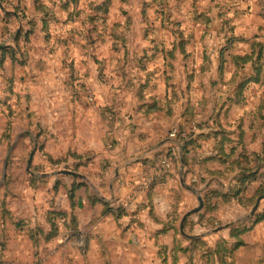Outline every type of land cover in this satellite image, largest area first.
<instances>
[{
	"label": "rangeland",
	"instance_id": "1",
	"mask_svg": "<svg viewBox=\"0 0 264 264\" xmlns=\"http://www.w3.org/2000/svg\"><path fill=\"white\" fill-rule=\"evenodd\" d=\"M6 1L7 8L0 6V43L12 45L23 31L22 48L28 51L27 58L33 65L15 73L14 85L18 83V89L14 90L20 93L22 104L26 106L31 103L28 92L35 88L37 97L31 103L35 122L46 126L51 134L55 113L59 118L65 116L63 105L57 101H70L68 93L74 91L88 92L73 93L77 102L70 101L71 112L78 120L76 117H80L81 110L77 103L86 95L94 99L90 90L100 89L104 104L109 106L104 111V120L109 124L116 120L120 123L122 118L133 120L134 114L143 129L154 130L155 137L164 139L173 138L172 130L179 128L186 140L195 141L189 146L193 152L188 153V168L196 171L200 162L203 167L198 173L200 177L189 181L199 194L195 191L193 198L185 203L183 215L199 206L197 197L204 198L210 190H218L220 197L214 206L212 201L210 212L204 215L203 207L192 215L185 231L203 239L208 247L228 253L226 258L218 255L207 261L202 257L206 247L201 248L196 243L189 245L187 237L180 233L179 221V237L185 246L195 248L191 255L182 257V264H264V221H256L264 212V167L254 174L253 181L242 182L241 179L243 167L254 169L264 163V55L260 60L257 58L256 64L248 62L242 69L239 81L257 74L260 82H251L244 88L241 96L245 103L239 105L236 103L240 100L237 97L239 81H232L230 65L233 53L250 52L258 42L263 43L264 50V0H38L36 6H44L49 12L47 19L51 20V28L46 30L42 28V15L36 10L35 0ZM15 9L19 11L18 19L7 17L9 13L15 14ZM25 14L27 19H23L27 25L21 19ZM29 20L38 24L36 30ZM234 36L240 39L229 50V38ZM256 50L258 52L259 47ZM224 57L226 64H223ZM148 70L151 72L146 73ZM10 84L0 73V101L9 97ZM127 88H149L147 94L160 98L162 114L145 118L131 113L129 107L131 101L133 106L134 98ZM99 95L95 93L96 97ZM210 101L217 104L212 106ZM11 102L15 104L16 96ZM108 102L114 106L110 107ZM28 123L18 124L16 135L26 131ZM4 124L5 127L6 119ZM241 125L244 141L235 156L228 158L225 154H230V148L237 142H226L224 155L220 154L217 160H210L217 151L207 156L199 152L200 148L207 147L203 142L208 140L209 147L216 150L224 137L238 140ZM31 128L38 131L35 125ZM3 135L0 133V138ZM150 136L153 135L149 133L145 139ZM15 140L10 162L7 154L11 143L9 146L0 144V202H8L21 224L7 221L3 225L9 235L4 242L9 243V247L5 245L0 259L8 260V264H164L167 254L159 255L158 250L151 247L142 250L137 245L131 246L127 235L121 234L118 238L86 229L80 231L78 238L59 223L57 238L51 242L39 239L35 245L34 240L27 237L29 232L40 227V223L46 230L48 225L38 217L39 214L44 216L47 209H34L48 207L47 192L43 189L51 188L55 177L48 178L34 198L33 193L28 194L26 176L30 173L26 169L36 147L33 140L28 139L17 149ZM37 148L39 152V146ZM47 148L51 151V143ZM147 149H137L126 159ZM244 150L246 152L240 156ZM38 152L32 172L37 177L56 172L46 162L45 152ZM212 166L215 167L210 168ZM213 171H221L222 175L209 180ZM113 175L114 171L110 174L111 181ZM101 176L94 174L98 184H101ZM106 184H111L109 179ZM259 198H262L259 208L252 215ZM54 200L51 192V206L56 205ZM34 219L39 221L34 223ZM173 234L162 238V242L171 240ZM239 242L242 244L238 246Z\"/></svg>",
	"mask_w": 264,
	"mask_h": 264
},
{
	"label": "crops",
	"instance_id": "2",
	"mask_svg": "<svg viewBox=\"0 0 264 264\" xmlns=\"http://www.w3.org/2000/svg\"><path fill=\"white\" fill-rule=\"evenodd\" d=\"M230 65H232L234 73L235 68L232 62H230ZM6 68V74L11 76L13 74V69L11 67L10 61L6 63ZM20 70L21 69H18L16 74L19 73ZM10 88H12V86H10ZM13 88L18 89V83H16ZM34 89L35 88H30V91L28 92L30 94V101L32 104L33 99L37 97ZM127 91L134 98L133 106L132 101L130 102L129 109L131 110V113L136 112L145 118L158 117L162 114L160 111L156 114L144 115L139 111L140 104L137 97L138 88H127ZM77 92L88 94V92H82L81 90L74 91L71 94L68 93L70 101L73 100L74 103L77 102L74 100L76 98L75 95L77 94ZM92 92L94 93V99L92 96L86 95L82 97L80 103H77V105H79L78 109L81 110V112L79 113L80 117H76L78 120L74 118L75 115L71 112V108L69 107H73L72 102L67 99V101L56 102L59 105H63L62 107L65 109L63 114H65V116L63 118H59V116L56 117L57 113H55V116L51 120V134L50 129L39 122H35V112L32 109L31 103L24 106L22 104V96L19 92L16 96L15 104L13 105V103L11 102L12 99L11 101H9V103L12 104V106L17 110L18 113H23V117H10L8 107L4 108V111L7 115H5V113H1L0 110V114L2 115V117L0 118V133H6L7 124L9 120H11L13 124V129L11 131L12 141L14 143V140L16 139L15 141L17 149H19L21 142H26L28 141V139L33 140V142L35 143V147L39 146L40 151L45 152V156H47L44 157L46 162L52 169L57 170L52 174L45 175L44 177H37L35 173L32 172V165L34 166L33 161L35 163V160L37 159V148V152L34 156L31 166L29 167L28 164L26 169L27 173L30 174H27L26 176L27 189H25V191L28 194L33 193L34 198L38 194V191L44 186L45 181L49 180L48 178H55L53 181H51V188L43 189L44 193L45 191L47 192L49 202L48 207H35L34 210L38 209V211H45L47 209L45 211L46 216H42L40 214L38 215L40 219H43V222L45 224L47 223V212L53 209L67 211L69 213V218L75 216L78 219L80 230H95L96 233L106 232V234H111L112 236L118 238H121L122 235H127L131 241L130 245H137L142 250H146V247H151V250H158L155 245L156 236L157 233L164 229L166 226L168 233L166 235L160 236V243L172 247L173 237L175 233L174 230H172V226H170L169 224H172L174 226V220L178 216V214L179 216H181L180 221L182 222L184 217L182 212L184 209L183 206L186 202L193 198L195 191L197 192V194H199V191L196 189V187L190 185L189 181L192 178H195L196 180L197 177H200L198 173H200L199 170L201 168L203 170L202 162L199 163L200 168H198V170L196 171L193 168H188V165L185 166V161L183 159V146L186 140H179L176 138L164 139L163 136L155 137L154 130L149 131L143 129L142 122L136 121V117L134 116V114L133 120H124L122 118L120 120V123H118L117 120L115 122H111V124L105 122L104 111L105 109H108L109 106H107V104H104L100 89H94V91L90 90L89 93ZM73 93L75 94V98L73 96ZM95 93H99L100 95L96 97ZM157 98L160 100L158 96ZM108 103L110 107L114 106L110 102ZM210 104L214 106V104H217V102L210 101ZM237 107L241 106H235V108ZM56 109H59V107L57 106ZM82 111H84L85 113H83ZM5 119L6 126L4 127ZM25 122L31 123V126L35 125L38 131L35 132L28 123V126L26 128L27 130L20 135H16L18 124ZM44 131L45 134L43 135L42 133ZM149 133L153 136H150V138H147L146 140L145 136H148ZM38 136L40 141L44 142V144H39L37 142ZM165 140L172 141L165 143L160 148L154 149L140 162L134 163L124 168L121 171L119 178L115 182H113L112 177L111 181L110 174L115 171L116 166L128 160L126 158L130 157V155L134 151H136L137 149L144 150L148 148L147 150H149L155 148L159 143ZM209 141L210 140H208L207 142ZM207 142H203V144H206L207 147L200 148L199 152L205 154L206 156L209 154H215L216 149L214 147H209V144H207ZM50 143L51 151L47 148ZM1 145L8 144L4 143ZM43 146L44 148L41 149V147ZM14 148V144H12L11 149H8L9 151L7 154V158L9 162L11 155H14V153H12ZM147 150H145L144 152H146ZM170 151H172V154L169 156L168 153ZM192 152L193 151L191 150L190 153ZM76 153L79 155L90 154V157H86L82 161L77 160L73 157V155ZM48 155L51 156V158H53L54 160L62 159L67 160V162H63L60 167L54 166L51 163ZM166 157L169 158L170 163L169 174L165 175L164 177H159L161 166H163V162ZM178 157L181 159V162H179ZM80 162H82V165L78 167L77 171L75 163ZM213 167L215 166H212L210 168ZM62 170L74 172L78 175L69 173L53 175ZM9 173L10 172H8V174ZM96 173H100L102 175L100 180L101 184H98L97 179H95L94 177V174ZM8 176L9 175L6 174V177ZM211 178L213 177H209V180H211ZM31 179H34L35 183L37 184L36 187H33L31 185ZM58 179L62 181V186L59 193L56 194L53 188ZM106 179H109V182H111L109 186H107L106 184ZM182 180H184L185 185L182 184ZM75 181L85 183L87 187L82 188L78 192V201L82 204V206L76 205L74 208H72L69 202L67 190L73 185ZM51 192L53 194V197L56 198V200H54L56 201V205L54 206H51L50 204ZM90 192L97 195L100 199L95 207H90V201L88 197ZM179 196H181L183 200L182 203L179 204V212L176 213L173 212V207L177 204ZM149 198L153 202L156 219L151 215L150 209L146 207L149 202ZM103 202L109 203L114 209H119L121 207L124 211H126V214L128 215L124 216L120 220V224L123 228L119 226L117 220L113 216H103ZM3 203H6L7 209L14 215V212L12 209H10L7 201L0 202V214L1 205ZM38 211H36V214H38ZM190 217H188L189 221L191 219ZM15 221H19L17 219V216H15ZM38 221L39 219L33 220L34 223H37ZM162 222H164V225L162 224ZM38 226L43 227L44 225L40 223V225ZM171 233H174L172 239H168L167 242H162L161 239L164 237H170L169 234ZM84 234L86 233L84 232ZM186 235L187 236L185 237H190V235H188L187 233ZM132 237L135 239L132 240ZM151 240L153 241L151 242ZM146 241L151 243L145 244Z\"/></svg>",
	"mask_w": 264,
	"mask_h": 264
},
{
	"label": "trees",
	"instance_id": "3",
	"mask_svg": "<svg viewBox=\"0 0 264 264\" xmlns=\"http://www.w3.org/2000/svg\"><path fill=\"white\" fill-rule=\"evenodd\" d=\"M36 1L38 4V0H35L36 10L42 15V19H41L42 28H43V30L44 29L45 30L50 29L51 28V20L47 19L49 12L44 6H41V7L36 6ZM1 4L3 5L4 8L5 7L7 8L8 1L1 0ZM38 9L42 10L46 14V17ZM17 10L18 9H15V12H16L15 14H13V13L7 14V17L16 18L17 14H19V11H17ZM23 18L27 19L26 14L21 16V19L23 20L24 24L27 25V23H25ZM16 19H18V17ZM28 23L33 25V30L37 29L38 24L34 20H29ZM239 39H240V37H238V36H236V37L234 36V38L231 40L229 38V50L237 43L236 41ZM23 42H24V39H23V31H22L19 34V36L16 38V40H14L12 42V45H4L3 43H0V73L3 75V77L6 80H8L11 83L10 85L12 86V88L8 89L10 96L8 98H6V100H4V101L3 100L0 101V110H1V113H5V115H7L6 112L4 111V108L8 107L10 117H16V116L23 117L24 116L23 113H18L17 110L12 106V104L9 103V101H11V99L14 96L18 95V93L13 88L15 76H16L15 73L18 69H21V70L27 69L28 70L33 65V61L31 59L28 60V58H27L26 53L28 51L26 52V50H24L22 48ZM253 43H255V42H253ZM5 44H7V43L5 42ZM231 45H233V46L231 47ZM252 47L254 48L252 51H250V52L248 51L247 53H245L243 55L235 54V53L230 55L232 64L234 65V68H235L234 73L232 75L233 76L232 77L233 82H236V80H237V82L239 81L240 76L242 75V69L246 67L248 62H254L255 61V64H256L257 58H258V60H260L263 57L264 50H263V43L262 42H258V44H254ZM256 47H259L258 52H256L257 51ZM8 61H10L11 67L13 69V74L11 76L6 74V63ZM226 63H227V60L224 57L223 64H226ZM150 72L151 71L148 70V72H146V73H150ZM257 72H258V74H261V69L258 68ZM249 80H245L243 82L242 81L238 82L237 97H239L240 100L236 101L237 105L245 103V101H242L243 97L241 96L244 88H246L247 85L251 82H255V83L260 82V81H258L259 79L257 78V74L252 76ZM147 89L148 88H138L137 97H138V101L140 104L139 111L144 113L145 115L156 114L162 110L160 100L153 95L147 94L146 93ZM168 105L171 106L170 100L168 101ZM12 129H13V124H12V121L9 120V122L7 124V128H6V130H7L6 133L3 135V137L0 138V142H1L0 144H4V143L10 144L11 143L10 148H8L9 150L11 149L12 144H13L12 133H11ZM238 131L240 133L238 136L239 139L236 140V139H232L229 137H224L221 141V146L220 147L218 146V148L216 150L217 154L215 156L211 157L210 160H217L218 156L220 154L224 155V152H225L224 145L226 142H230V143L231 142H237V145L230 148V154H225V156H227L229 158V157L236 155V153L238 152V150L240 148V145L244 141V139H243L244 138V129L242 128V125L239 127ZM177 139L182 140L181 137H178ZM37 142L39 144L40 143L44 144V142L40 141L39 136L37 137ZM194 143H195L194 140L193 141L186 140L184 142L183 159L185 161V166L188 165V153L190 152L189 146H193ZM243 147H244V145L241 148L242 150H243ZM43 148H44V146L41 147V149H43ZM245 152H246V150H244V152L241 153L240 156H243ZM171 154H172V151H170L168 153L169 156ZM254 154H256L258 156L260 155L257 152H254ZM263 154H264V151H263ZM89 155L90 154L79 155L76 153L73 155V157L77 160L82 161L84 158L90 157ZM49 159H50L51 163L57 167H60V165L63 162H67V160H62V159L54 160L53 158H51V156H49ZM263 160H264V158H263ZM236 161H238L239 163H242L240 160H236ZM179 162H181L180 158H179ZM75 165L77 167L76 170L78 171V167L82 165V162L75 163ZM263 167H264V163L262 165L258 166L257 168H254V169H247V167H243V170H242L243 176L241 178L242 182H246L247 180L253 181L255 179L254 174L257 173L258 170L263 168ZM250 171H251V174H247ZM211 174L213 175V178H215L214 177L215 175H222V172L221 171H213ZM30 181H31V185L33 187H36L37 184L35 183L34 179H31ZM61 186H62V181H60L58 179L54 185V188H53L56 194L59 193ZM84 187H87V185L85 183L75 181L73 183V185L67 190L69 202H70L72 208H74L76 205L82 206V204L78 201V192ZM88 197H89V201H90V207H95L96 204L100 201L98 196L95 195L94 193L90 192ZM224 197H225V194H224ZM219 198L220 197H219L218 190H210L208 192V194H206L204 196V198H203L204 203H205L204 212H203L204 215L207 212L211 211L212 207L210 206V204L212 203V201H213V204H211V205L214 206L216 203V199H219ZM182 200H183V198L181 196H179L177 204L173 207V212H176V213L179 212V210H180L179 204L182 203ZM103 206H104L103 216H113L117 220L119 226L121 228H123L122 225L120 224V220L124 216L128 215V214H126V211H124L123 208H121V207L119 209H114L113 207H111V205L109 203H106V202H103ZM146 207H148L150 209L151 215L153 216V218L156 219V214H155L153 202H152V200H150V198H149V202L146 205ZM180 218H181V216H179V214H178V216L174 220V226L172 224H169L170 226H172V230H174V233H175V235L173 237L172 247L160 243V236L166 235L168 233L166 226L164 229H162L161 231H159L157 233L155 245L158 248V254L160 255V254L165 253L168 256V257L165 256V262L163 260L164 264H182V257L183 256L186 257L187 255H191V253L195 249L191 246L190 247L185 246L183 240L179 237V231H178L176 224L180 221ZM1 220H2V228L0 227V252L4 253L5 251H2V250L5 248V245L7 247H9V243L6 244L4 242L6 239L8 240L9 235L7 232V228L3 227V225H5V223L7 221H11V222L15 221V216L7 209L6 203H3L1 205ZM256 221H258V222L264 221V212L257 216ZM189 222L190 221L188 219L186 221L185 227L188 226ZM47 223H48V229L47 230L42 228V227H37V228H35L29 232V236H27V237H29L31 240H34L35 245L39 239H42L45 242H51V240H54L55 238H57L58 235L60 234V228H59L58 223L61 224V226L65 227L67 231L71 230L73 233H75V234H73L74 237L79 238V233H80V231H82L79 229L78 219L75 216L69 218V213L67 211H64V210L53 209V210L49 211L47 213ZM162 224L164 225V222H162ZM27 235H28V233H27ZM69 236L71 238L72 233H70ZM186 241L189 242V245H190V243H192V244L196 243V244H199L201 246V248L206 247L205 251L202 252V257L204 259H206L207 261L210 258H213V257L218 256V255L223 257V258H226L228 256V253L225 250H215L212 247H208L207 243L201 238L190 236L189 238L186 239ZM241 244H242V242H239L238 246ZM190 259H192V257H190ZM6 261H8V260H6ZM6 261H5V259H0V264H8V262H6Z\"/></svg>",
	"mask_w": 264,
	"mask_h": 264
},
{
	"label": "water",
	"instance_id": "4",
	"mask_svg": "<svg viewBox=\"0 0 264 264\" xmlns=\"http://www.w3.org/2000/svg\"><path fill=\"white\" fill-rule=\"evenodd\" d=\"M0 6H1V8L5 9V8L3 7V5L1 4V2H0ZM171 141H172V140H165V141L159 143L155 148L149 149V150H147L146 152L142 153L141 155H139V156H137V157H134V158L128 159V160H126V161H124V162L118 164V165L116 166V168H115V171H114L113 182H115V181L119 178L120 173H121V171H122L124 168H126V167H128V166H130V165H132V164H134V163H138V162H140L141 160L144 159V157H145L146 155H148L149 153H151L154 149H156V148H160V147H162L165 143H167V142H171ZM36 152H37V147H36V148L33 150V152L31 153V156H30V159H29V163H28V164H29V167H30L31 164H32V161H33V159H34V156H35ZM68 173H69V174H73V175H78V174H76V173H74V172H70V171H66V170L59 171V172H57L56 174H53V175L68 174ZM182 184L185 185L184 180H182ZM261 200H262V198H259V199H258V201H257V203H256V205H255V207H254V209H253L252 212H251L252 215H253V214L257 211V209L259 208V205H260V203H261ZM198 202H199V206H197L196 208H194L192 211L187 212V213L184 215V217H183V220H182V222H181L180 230H181V234H183L184 236H187L186 233H185V223H186V220L188 219V217H190L191 215H193V214H195V213L200 212V211L203 209L204 205H205V203H204V199H203V197H201V196H198Z\"/></svg>",
	"mask_w": 264,
	"mask_h": 264
},
{
	"label": "built area",
	"instance_id": "5",
	"mask_svg": "<svg viewBox=\"0 0 264 264\" xmlns=\"http://www.w3.org/2000/svg\"><path fill=\"white\" fill-rule=\"evenodd\" d=\"M185 134H182V131L179 128H174L171 132V137L173 138H177V137H181L182 139L186 140V138H184ZM170 163H169V158L166 157L164 162H163V166H161V170L159 172V177H164L165 175L169 174V170H170Z\"/></svg>",
	"mask_w": 264,
	"mask_h": 264
}]
</instances>
